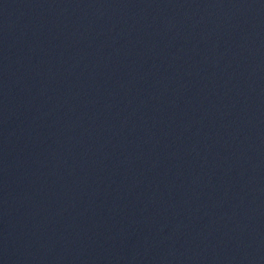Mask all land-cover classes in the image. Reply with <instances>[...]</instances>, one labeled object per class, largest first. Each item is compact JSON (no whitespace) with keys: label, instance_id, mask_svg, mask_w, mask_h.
Wrapping results in <instances>:
<instances>
[{"label":"water","instance_id":"95a60500","mask_svg":"<svg viewBox=\"0 0 264 264\" xmlns=\"http://www.w3.org/2000/svg\"><path fill=\"white\" fill-rule=\"evenodd\" d=\"M0 264H264V0H0Z\"/></svg>","mask_w":264,"mask_h":264}]
</instances>
